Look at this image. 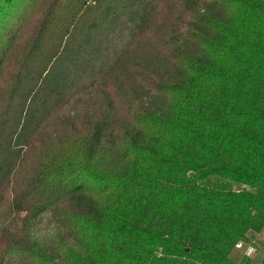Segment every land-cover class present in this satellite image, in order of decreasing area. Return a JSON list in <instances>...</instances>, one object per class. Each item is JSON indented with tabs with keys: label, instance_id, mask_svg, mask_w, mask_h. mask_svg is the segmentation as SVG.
Returning <instances> with one entry per match:
<instances>
[{
	"label": "trees",
	"instance_id": "trees-1",
	"mask_svg": "<svg viewBox=\"0 0 264 264\" xmlns=\"http://www.w3.org/2000/svg\"><path fill=\"white\" fill-rule=\"evenodd\" d=\"M263 230L264 0H0V264H251Z\"/></svg>",
	"mask_w": 264,
	"mask_h": 264
},
{
	"label": "rangeland",
	"instance_id": "rangeland-1",
	"mask_svg": "<svg viewBox=\"0 0 264 264\" xmlns=\"http://www.w3.org/2000/svg\"><path fill=\"white\" fill-rule=\"evenodd\" d=\"M50 221L49 219H46L43 221V224H48ZM46 228L43 226V229ZM44 238H46L44 236ZM248 240L241 241L239 243V247L234 249L232 252V259L235 263H240L245 257L247 261H249L251 264H261L263 257H264V230L260 234H253L248 235ZM250 247H253L256 249V253L252 257L246 256V253Z\"/></svg>",
	"mask_w": 264,
	"mask_h": 264
},
{
	"label": "built area",
	"instance_id": "built-area-1",
	"mask_svg": "<svg viewBox=\"0 0 264 264\" xmlns=\"http://www.w3.org/2000/svg\"><path fill=\"white\" fill-rule=\"evenodd\" d=\"M239 246H240V245H239ZM239 246H238V247H239ZM255 253H256V249L253 248V247H250V248L248 249L247 253H246V256H248V257H252Z\"/></svg>",
	"mask_w": 264,
	"mask_h": 264
}]
</instances>
